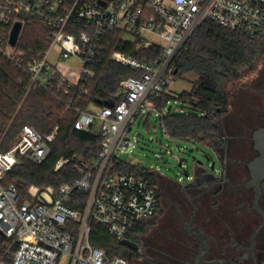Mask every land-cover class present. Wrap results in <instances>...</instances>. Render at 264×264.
Segmentation results:
<instances>
[{
	"label": "built area",
	"instance_id": "built-area-1",
	"mask_svg": "<svg viewBox=\"0 0 264 264\" xmlns=\"http://www.w3.org/2000/svg\"><path fill=\"white\" fill-rule=\"evenodd\" d=\"M28 17L51 29L46 49L24 63L23 54L9 45L16 20ZM15 19V20H14ZM204 21L249 39L264 32V0H4L0 3V52L21 68L31 85L51 94L76 113V127L83 131L98 123L101 143L96 156L77 167L78 179L58 190L30 187L22 199L6 176L23 161L42 165L50 153L59 127L40 134L24 126L17 141L0 151V264H129L124 257H110L90 243L91 225L103 227L116 241L128 239L138 222L150 221L159 207L156 183L119 171V155L134 147L130 132L135 123L154 115L182 112L169 106L162 112L153 104L169 95L174 58ZM121 30L142 49H158L154 60L113 52L110 60L139 75L119 82L115 97L120 104L83 111L71 92L87 95L95 77L102 39ZM18 43V42H17ZM17 46V45H16ZM58 47L55 63L50 62ZM74 59L73 71L64 64ZM170 96V95H169ZM174 97V96H173ZM177 97V96H175ZM162 135L170 141L169 134ZM71 159H59L55 171ZM154 172V171H153ZM156 174V172H155ZM86 195L81 210L71 206L74 195ZM130 240V239H128Z\"/></svg>",
	"mask_w": 264,
	"mask_h": 264
},
{
	"label": "trees",
	"instance_id": "trees-1",
	"mask_svg": "<svg viewBox=\"0 0 264 264\" xmlns=\"http://www.w3.org/2000/svg\"><path fill=\"white\" fill-rule=\"evenodd\" d=\"M3 1L0 0V3ZM16 20L24 23L17 49L23 52V61L26 63L36 59L46 49V39L51 29L28 17ZM261 34L255 39H249L211 21H204L192 34L174 58V72L171 74L172 81L194 76L191 90L177 97L166 95L153 104L158 112L168 108L171 101L182 104V112L169 111L155 122L169 134L171 142L182 145L215 144L220 136L218 120L227 113L228 106V96L223 86L230 80H238L243 70L253 67L260 54L258 39ZM113 52L151 61L158 55V49L139 48L137 42L126 38L121 30L106 35L101 42L89 93L83 96L77 93V89L71 92L81 110L116 108L121 102L119 97H115L119 82L127 77H138L136 71L111 61ZM151 117L147 115L144 123L148 124ZM24 126L33 127L40 134L50 132L56 126L59 130L50 145L49 156L42 165L23 161L7 174L6 183L14 184L23 200L27 198L30 187L41 191L47 188L58 190L64 184L75 182L79 178L77 167L80 162L93 159L100 148L98 123L89 131L78 129L74 111H66L51 94L34 88L28 75L0 52L1 152L11 147ZM59 159L71 160L55 171ZM116 168L156 182L155 172L126 164L119 159ZM85 200V194L76 193L71 206L81 210ZM150 225L151 220L138 222L128 239L134 240L136 235L144 233ZM2 243L0 237V255L3 252ZM90 243L104 250L110 257H126L127 248L97 224L91 225Z\"/></svg>",
	"mask_w": 264,
	"mask_h": 264
},
{
	"label": "flooded vegetation",
	"instance_id": "flooded-vegetation-1",
	"mask_svg": "<svg viewBox=\"0 0 264 264\" xmlns=\"http://www.w3.org/2000/svg\"><path fill=\"white\" fill-rule=\"evenodd\" d=\"M231 95L232 110L218 121L222 143L207 145L208 167L194 161L189 177L179 159L184 183L156 172L159 207L130 240L137 248H127L129 264H264V147L255 145L264 74Z\"/></svg>",
	"mask_w": 264,
	"mask_h": 264
},
{
	"label": "rangeland",
	"instance_id": "rangeland-1",
	"mask_svg": "<svg viewBox=\"0 0 264 264\" xmlns=\"http://www.w3.org/2000/svg\"><path fill=\"white\" fill-rule=\"evenodd\" d=\"M126 38L131 39V37L129 36H126ZM258 42L260 43V54L257 57V60L254 63L253 67L251 69L243 70L238 80H230L223 86V90L228 96L227 113H230V111L232 110V106L230 103L234 101V98L231 94L246 89L248 86L253 84L254 81H256L258 76L264 74V32H262L261 36L258 39ZM58 51V47L53 48L50 57L51 63H55ZM15 53L23 54V52H21L17 48L15 50ZM64 64L66 65V67H69V69H72L75 72L80 69L79 63H77L72 58L66 60ZM194 79V76H188L185 80H173L168 88L169 95L175 97L180 93L189 92L192 88V81ZM257 98L261 103H264V95H259ZM169 106H171L172 108L181 109L182 104L177 101H171L168 107ZM227 113L223 114L219 118V120L223 119L227 115ZM144 120L145 119L140 118L133 126L129 135L134 142V147L129 149L126 153L119 155L118 159L120 161L147 171L161 173L168 178L184 183L187 181V178L184 177L181 173V170L178 169L177 162L179 159H183L187 162L185 168L188 167L189 177H191L194 161L202 162L203 167L207 168L208 162L206 161L204 155L206 154L207 156L214 158V154L208 146L192 144L182 145L173 143L165 139L162 135V130L160 129L159 123H155L156 117L154 115L151 117L148 124H145ZM18 136L15 142L17 141ZM222 136L223 135H220L215 140V144H217L218 142L222 143ZM13 144L11 145V147L13 146Z\"/></svg>",
	"mask_w": 264,
	"mask_h": 264
},
{
	"label": "water",
	"instance_id": "water-1",
	"mask_svg": "<svg viewBox=\"0 0 264 264\" xmlns=\"http://www.w3.org/2000/svg\"><path fill=\"white\" fill-rule=\"evenodd\" d=\"M21 30H22V24L20 22H15L13 24V27H12L10 34H9V45L11 47H16L17 42L19 40ZM256 135H258L259 137L255 138L256 139L255 145L260 146V147H264V130H260L259 132L256 133ZM180 165L181 164L179 163V166ZM121 244L123 246H125L126 248H129V249H136L137 248V245L128 239L122 240ZM31 264H34V263H31Z\"/></svg>",
	"mask_w": 264,
	"mask_h": 264
}]
</instances>
